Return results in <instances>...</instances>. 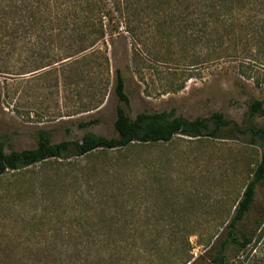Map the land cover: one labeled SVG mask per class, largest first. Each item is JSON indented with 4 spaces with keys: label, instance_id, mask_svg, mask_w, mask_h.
Returning a JSON list of instances; mask_svg holds the SVG:
<instances>
[{
    "label": "rangeland",
    "instance_id": "1",
    "mask_svg": "<svg viewBox=\"0 0 264 264\" xmlns=\"http://www.w3.org/2000/svg\"><path fill=\"white\" fill-rule=\"evenodd\" d=\"M171 8L173 12L145 14L128 32L117 21V33H107L91 50L99 60L92 57L84 66L79 61L82 55H77L34 70L26 66L29 52L20 48L17 69L23 70L0 72V134L6 137L5 152L35 148V133L40 129L50 133L53 144L78 141L85 133L117 138L114 69L124 78L127 114L132 119L142 112L173 111L187 120L220 112L240 124L249 99L264 102V49L258 53L259 47L246 41L250 36L244 32L220 29L221 45L186 46L179 36V0H173ZM89 121L94 124L78 126ZM254 122L264 126V117ZM260 153L259 145L178 135L171 143L144 151L115 153L114 160L53 159L8 171L0 178V264L11 257L23 264L37 260L39 264H83L75 260L84 249L74 247L101 238L87 232L99 228L100 189L113 175L132 191L123 198L115 186L116 202L126 209L134 207L132 213L112 208L117 227L203 225L207 228L188 240L191 262L208 264L212 252L204 243L210 234L224 233L232 205L242 195ZM144 162L155 168L140 171ZM142 183L147 192L140 202ZM263 215L264 184L257 189L243 229ZM126 232L114 238L140 241V236ZM46 243L51 248L45 250ZM233 253L228 249L225 254L231 259Z\"/></svg>",
    "mask_w": 264,
    "mask_h": 264
},
{
    "label": "trees",
    "instance_id": "2",
    "mask_svg": "<svg viewBox=\"0 0 264 264\" xmlns=\"http://www.w3.org/2000/svg\"><path fill=\"white\" fill-rule=\"evenodd\" d=\"M172 1L0 0V72L9 74V68L14 72L23 70V67L17 69L18 52L22 47L29 52L25 60L26 66L34 70L45 69L77 55H82L79 61L83 66L92 57L99 60V56L91 50L95 49L107 33H117V21L128 32L131 24L145 14L173 12ZM219 29L227 33L244 32L250 36L246 41L254 42L259 47L258 53L261 52L264 49V0H179V36H182L184 45L210 48L221 45ZM187 32L191 34L187 35ZM89 51L91 52L88 53ZM102 61L107 67V58L104 57ZM112 79L117 99L113 122L117 138L85 133L78 141L53 144L50 133L40 129L35 133V148L6 153V137L0 134V178L8 171L27 169L53 159L98 156L103 161L108 160L107 158L114 160L112 155L115 153L122 156L132 151H144L149 147L171 143L178 135L259 145V160L242 195L232 205L233 213L224 227V233L210 234L204 245L212 252L208 264H264V215L259 219H251L249 227L243 229L249 212L255 206L257 189L264 184V126L254 122L256 118L264 117V102L249 99L240 124L227 119L220 112H212L208 117H196L192 120L176 117L173 111L142 112L132 119L127 114L129 98L124 90L122 73L114 69ZM92 124L94 122L89 121L78 126L85 128ZM150 163L139 165L140 171L155 168L150 167ZM113 176L100 189L101 201L96 215L99 228L97 231L87 232L88 235L97 234L101 238L76 244L74 248L78 249L81 245L84 252L83 256L76 257L75 262L195 264V260L191 262L188 238L207 227L171 222L163 227L153 228L148 224L139 226L132 223L124 224L122 228L117 227L112 208L116 210L121 207L125 208V213H132L134 207L126 209V205L120 206L116 202L115 190L120 189L123 198L132 191L125 185V181H118L120 177ZM143 186L144 183L139 190V195L143 197L140 202L144 201L147 192ZM158 190L164 192L160 188ZM121 229L124 230L120 231ZM128 229L129 234L140 236V241L135 239L128 242L114 238L120 232L127 234ZM147 234H156L157 238H143ZM212 238L214 241L211 243ZM45 245V250L52 246L50 243ZM228 249L234 252L231 259L225 254ZM74 259L75 257L72 260ZM39 262L37 260L34 264ZM7 264L23 263L21 259L11 257Z\"/></svg>",
    "mask_w": 264,
    "mask_h": 264
}]
</instances>
